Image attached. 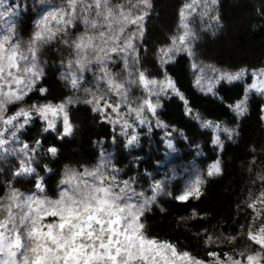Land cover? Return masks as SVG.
<instances>
[{"label": "clouds", "instance_id": "1", "mask_svg": "<svg viewBox=\"0 0 264 264\" xmlns=\"http://www.w3.org/2000/svg\"><path fill=\"white\" fill-rule=\"evenodd\" d=\"M0 264H264V0H0Z\"/></svg>", "mask_w": 264, "mask_h": 264}]
</instances>
